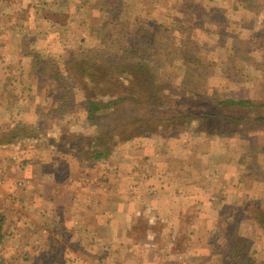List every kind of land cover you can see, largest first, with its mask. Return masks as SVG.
Masks as SVG:
<instances>
[{
	"label": "rangeland",
	"instance_id": "obj_1",
	"mask_svg": "<svg viewBox=\"0 0 264 264\" xmlns=\"http://www.w3.org/2000/svg\"><path fill=\"white\" fill-rule=\"evenodd\" d=\"M81 1L84 5L82 10L88 11L86 22L81 18L83 16L78 17L80 13L84 14L83 11H74L71 16L72 11H49L47 14L52 20H57L56 28L71 24L65 17L74 23V28L68 27L66 32L62 33L60 41L54 38V30L47 29V23L41 20L37 26L38 33L34 35L20 30H15L14 35L0 32V106L4 104L6 107V110L4 107L0 108V135L6 131L13 133L14 124L20 123L17 129L19 142L2 157L4 165H1L4 167H0V175L4 176L7 165L11 169L10 174H17L19 166H24L26 162L34 159L30 154L34 151L32 141L35 138L41 141V145L50 146L54 137H61L64 139L63 144L68 142L72 148L75 146L79 151L87 143L72 142L74 135L82 137L96 132L103 134L111 130L112 123L140 116H148L154 120L149 124H122L120 129L111 133L115 141L120 139V143L116 142V147H110L109 136L100 139V142L94 144V150H99L101 145L107 148L105 162L86 166L88 170L83 169L82 172L109 173L108 167L119 163L121 169L116 173L128 169L133 145L127 144L123 140L125 137L129 140L148 136L151 142L156 143V153H160L163 159L164 156L169 157L166 166L170 168L191 161L193 165H197L198 171L207 173L206 179H199L205 181L202 187H222V177L225 173L242 174L243 159H250L252 164L264 156V0H207L204 7L201 6V1L197 0ZM94 5L101 8V18L93 17L89 12ZM9 12H6V15H9L6 19L11 24L34 29L29 27L33 24L32 18L17 20L21 15L12 11L10 16ZM111 12L122 15L121 21L125 24L122 28L128 32L126 38H130L136 31L134 27H129L133 20L140 17L146 20L148 25L142 24L143 28L150 34L155 31L150 47L157 51L148 50L145 55L132 54V51L124 53V45L116 44L114 40L116 37L112 29L115 23L111 21L114 19L110 18L114 16L108 15ZM189 31L194 32L188 35ZM45 32L49 33L46 36L41 35ZM54 40L57 43H54ZM186 45L188 46L185 47ZM13 46H18L17 50L13 49ZM97 54L101 59H112L115 62H139L142 65L141 70L136 72V67L129 65L123 68L125 71L121 76L127 80L131 78L129 81L136 86L138 93L148 88L150 94H153L152 101L163 102L167 106L158 109L151 104H139L134 108V114L129 112L132 111L130 107L123 108L124 115H114L111 118L107 115L95 123L88 124L83 122L86 101L78 96L77 91H73L77 94L75 93L72 102V113L62 117L50 113L55 105L53 99L61 94V88L47 76L50 65L46 66L44 76L39 74V79L35 78L36 72L43 69V64H36L37 57L42 61L54 63L64 78H73L85 90L87 96L92 98L97 95L104 106L109 98L102 95H107V92L112 96L129 93L122 84L118 89L115 85L104 86L103 89L107 92H101L100 88L104 84L102 74L91 62L87 63L90 57L94 58ZM84 68L87 70L84 71ZM141 82L145 83L143 88L139 86ZM84 84L91 87L88 85L86 88ZM226 99L250 101L252 106L245 109L232 108V112L246 114L247 118L222 122L219 118L204 117V113L211 114L215 111L207 106L208 101L216 103ZM177 110L181 113L178 114ZM186 114L189 116L185 117ZM21 125L28 128H21ZM25 137L29 138L22 139ZM44 151L46 155H52L48 149ZM182 153H185V156L182 157ZM150 166L148 168H152V173L161 174L157 162L153 165L150 163ZM60 172L63 173L64 169H60ZM160 174L148 178L147 184L164 185L165 179ZM239 175L232 179L238 180L237 185L242 183V175ZM97 179L91 178L94 181ZM252 180L254 179L251 177L245 178V188H251L249 185ZM144 183L141 182L142 185ZM109 184L112 185V182ZM134 185L135 183L130 186ZM243 199L238 201V209L235 206L232 209V218L238 225L223 219L219 226L215 227V231L213 228L214 234L211 236L217 246L216 253L224 259L225 252L232 243L230 237H237L245 241L244 247L254 264L264 263V228H252L249 224L253 217L264 219V199L261 197L262 202L256 198ZM227 212L229 210L224 209L222 214ZM1 216L2 212L0 223ZM139 228L144 229L143 223ZM5 245L6 243L1 241L0 264H20L17 259L14 263L8 260L4 252ZM224 261L227 264H240ZM46 264H49V259H46Z\"/></svg>",
	"mask_w": 264,
	"mask_h": 264
},
{
	"label": "crops",
	"instance_id": "obj_2",
	"mask_svg": "<svg viewBox=\"0 0 264 264\" xmlns=\"http://www.w3.org/2000/svg\"><path fill=\"white\" fill-rule=\"evenodd\" d=\"M197 1L203 7L208 2ZM83 7L81 0H0V32L14 35L15 30H20L34 35L41 20L47 23V29L54 30V38L58 40L68 27L74 28V23L65 17L71 24L56 28L57 20L47 15L49 11H72L71 16L74 11H83ZM91 8L93 17L101 18V8L96 5ZM9 11L21 15L17 20L32 18L29 27L34 29L11 24L6 19ZM83 12L78 17L83 16L86 22L88 11ZM39 77L35 74V78ZM1 107L6 110L4 104ZM111 137L110 147H116L115 137ZM57 138L54 137L50 146L41 145L35 138L34 151L30 154L34 159L17 166V174H10L7 165L4 176L0 175L1 241L6 243L4 252L12 263L17 259L20 264H46L49 259V264H227L216 253L217 246L211 236L215 227L223 219L238 225L232 218V209L239 208L238 201L244 200L243 197L264 199V156L252 164L248 158L241 161V184L237 185V179L232 180L239 173H225L222 187L210 188L202 187L205 181L199 180L206 179L207 173L198 171L191 161L176 167L166 166L169 157L163 159L156 153V143L148 136L125 140L133 148L128 169L120 173H116L121 169L120 163L108 167L109 173H83V169L88 170L86 166L104 163V159L85 160L75 146L72 151L63 146L58 149L54 142L62 138ZM17 142L14 139L9 144H0V167H4L2 157ZM47 149L51 156L46 155ZM155 162L161 174L148 168ZM157 174L165 179V184L148 185L147 179ZM247 177L254 179L251 188H245ZM143 181L145 185L141 184ZM133 183L134 187L130 186ZM224 209L229 212L223 215ZM142 223L144 229L140 230ZM249 224L260 229L252 218Z\"/></svg>",
	"mask_w": 264,
	"mask_h": 264
},
{
	"label": "trees",
	"instance_id": "obj_3",
	"mask_svg": "<svg viewBox=\"0 0 264 264\" xmlns=\"http://www.w3.org/2000/svg\"><path fill=\"white\" fill-rule=\"evenodd\" d=\"M114 23L115 26L113 27V33L115 34V41L117 42L116 44H121L124 45V53H130L132 51V54H138L142 53V55H145L148 50H152L153 52L157 51V49H152L150 45L152 44L153 40V34L155 31L150 34L145 28H143L142 24L148 25V22L144 19H136L135 21L133 20L130 24L129 27H134L136 31L131 35V37L126 38V34L128 32L124 31L122 28V25L125 26L123 21H121V17L118 16L117 14L114 15ZM128 27V26H127ZM166 29V28H164ZM194 31L190 33V31L187 33L188 35H191ZM186 41L188 39L186 38ZM120 45V46H121ZM186 45L185 47H187ZM97 54L96 56L90 57L87 61L92 63L93 67H97V71L102 74L101 79L104 80L103 87L100 88L101 92L105 89L104 86H112L115 85L117 89L119 86L124 85L126 86V90H129L128 94H117V95H110L111 93L107 92L106 90L104 92H107V95H102V96H107L109 98L108 101H106V105L104 106L102 101L98 100L97 95H93L92 98L90 96H87L85 93V90L82 89L79 86V83H77L73 78H64L62 74L60 73L59 69L57 68L56 65L52 62L48 61H42L39 57L35 58V62L37 61V65H42L43 64V69H39V71L36 72L37 75L40 74V76H44V73L46 70V66L50 65V69L48 70V78L51 80H54L58 86L61 88V94L58 95L57 97H54L53 99V104L54 107L51 109L50 113H55V116L57 117H62L63 115L69 114L70 112L72 113L73 109V99L75 93H79L78 96H80L84 101H86V111L84 115V121L85 123L92 124L95 123L96 121L103 119L105 116L109 115V117H113L114 115H124L125 112L122 111L123 108H131L132 111L131 114H134V108L138 107L139 104L142 105H147L151 104L155 108L162 109L166 107L167 105L163 102H156L152 101V95L150 94L148 88L143 89L139 93L136 91V86H133L134 84L130 82L131 78L127 80V78H124L121 76V73H124L125 69L124 67H127L129 65H134L136 67V72L142 69V65H140L139 62H135V64H132V62H126L125 60L122 62L119 61H114L112 59H101L102 57ZM106 58V57H105ZM144 66V65H143ZM90 70V68H88ZM87 70L84 68V71ZM119 70V71H118ZM91 71V70H90ZM129 81V82H128ZM119 84V85H118ZM89 84H84L86 88H88ZM90 86V85H89ZM139 86L142 88L145 86L144 82L139 83ZM91 87V86H90ZM105 87V88H107ZM77 91V92H73ZM125 91V90H124ZM99 92V91H98ZM138 93V94H137ZM100 94V92H99ZM100 96V95H99ZM101 97V96H100ZM226 105V107L224 106ZM207 106L210 107L211 109L215 110L213 113H204V117H215L219 118L222 122L223 121H228V120H236V119H242L245 120L247 118L246 114H238L237 112H232V108L236 107H241V108H246L249 106H252V103L250 101H244V100H230L226 99L225 101L223 100H218L216 103H213V101H208ZM148 107H142V109H147ZM168 109L170 107H167ZM146 112V111H145ZM49 113V114H50ZM177 113L180 114V110H177ZM159 115L162 116L159 112ZM159 116V117H160ZM189 116L186 114L185 117ZM109 118V119H110ZM245 118V119H244ZM259 118V117H258ZM156 119V118H155ZM154 120L151 117L148 116H143V117H134L132 119L126 120V121H121L120 123H112V128L110 131L106 133H98L96 132L95 134H90L88 136L83 135L82 137H78L74 135V138L72 139V142H79V143H84L86 142V145H83L81 147V150L77 151L79 154L81 153L82 157H84L85 160L88 161H97L100 159H104L106 156V151L107 148L105 146H99V150H94L95 146L94 144H97L100 142V139L104 137L109 136V144L110 146L113 145V139L111 136H113L111 133L113 131L120 129L122 124H126V126H133V125H139L141 123L149 124ZM110 121V120H109ZM168 122V121H166ZM168 124V123H165ZM106 125V124H105ZM18 127H20V123L17 122L14 124V130L11 133L10 131H6L2 133L0 137V144L7 143L9 144L11 141L14 139L16 140L17 137H19V131H17ZM9 128V127H8ZM21 128H28L24 125H21ZM111 137V138H110ZM59 138V137H58ZM57 138V139H58ZM126 138V137H125ZM123 138V140H126ZM63 138L57 142H54L53 146H56V148L60 149L61 146L66 147L65 149H69L72 151V147L69 145L68 142H65L63 144ZM120 140V139H118ZM88 141V142H87ZM94 141V143H93ZM116 141L114 142V144ZM56 144V145H55ZM61 144V145H59ZM75 145V143H74ZM86 147V151L85 150ZM104 148V149H103ZM104 151V152H102ZM253 222L255 225H257L260 229L264 228V219L259 218V217H253ZM264 230V229H263ZM231 239V245L229 246V249L225 252V260L228 262H238L240 264H254L252 257L248 255L245 245V241L238 239L237 237H230ZM2 240V233H1V224H0V243ZM224 258V255H223ZM264 264V263H260Z\"/></svg>",
	"mask_w": 264,
	"mask_h": 264
}]
</instances>
